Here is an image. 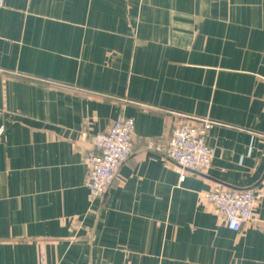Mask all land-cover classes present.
Segmentation results:
<instances>
[{
    "label": "crops",
    "instance_id": "crops-1",
    "mask_svg": "<svg viewBox=\"0 0 264 264\" xmlns=\"http://www.w3.org/2000/svg\"><path fill=\"white\" fill-rule=\"evenodd\" d=\"M132 119L107 194L90 137ZM209 121L210 168L148 149ZM264 192V0H5L0 264H264V197L237 233L204 195Z\"/></svg>",
    "mask_w": 264,
    "mask_h": 264
},
{
    "label": "built area",
    "instance_id": "built-area-1",
    "mask_svg": "<svg viewBox=\"0 0 264 264\" xmlns=\"http://www.w3.org/2000/svg\"><path fill=\"white\" fill-rule=\"evenodd\" d=\"M5 0H0V8ZM212 126L209 121L186 123L175 127L164 143L150 142L148 149L162 155L178 168L180 174H200L212 163L213 150L206 145ZM132 119H120L106 133L90 137V148L85 152L87 176L84 186L91 200L104 197L119 168L132 155ZM205 199L214 207L227 230L237 233L252 219L256 201L264 192L229 190L216 187Z\"/></svg>",
    "mask_w": 264,
    "mask_h": 264
}]
</instances>
